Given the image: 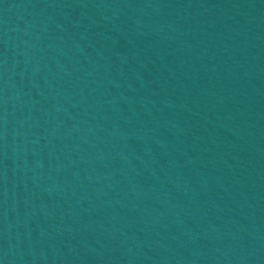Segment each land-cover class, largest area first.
I'll return each instance as SVG.
<instances>
[{
    "label": "water",
    "instance_id": "1",
    "mask_svg": "<svg viewBox=\"0 0 264 264\" xmlns=\"http://www.w3.org/2000/svg\"><path fill=\"white\" fill-rule=\"evenodd\" d=\"M0 264H264V0H0Z\"/></svg>",
    "mask_w": 264,
    "mask_h": 264
}]
</instances>
